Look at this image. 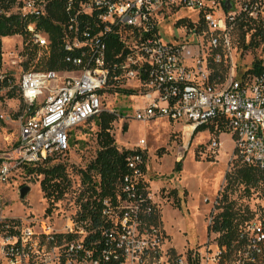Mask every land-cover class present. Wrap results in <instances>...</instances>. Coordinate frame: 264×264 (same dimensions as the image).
<instances>
[{
  "label": "built area",
  "instance_id": "built-area-1",
  "mask_svg": "<svg viewBox=\"0 0 264 264\" xmlns=\"http://www.w3.org/2000/svg\"><path fill=\"white\" fill-rule=\"evenodd\" d=\"M55 4L67 15L63 46L74 69L27 71L17 85L24 105L17 148L13 158L0 157V264H145L151 252L160 260L161 232L149 223L156 206L147 188L145 197H135L145 175L140 156L130 160L133 175L124 180L129 199L116 206L104 201L107 226L97 238L76 218L58 226L49 218L6 216L3 188L19 167L68 152L71 133L102 112L119 117L104 108L106 96L115 84L134 80L146 89L147 101L135 120L164 118L191 134L222 123L241 160L264 171V0H0V17H18L25 24V36H0L2 58L6 39L17 36L50 55V38L32 18H45ZM170 24L185 33L167 42L163 36ZM239 26L252 28L247 40L253 39L257 48L251 51L259 52L241 73L235 61L241 57L235 45ZM111 36L123 46L116 56L122 60L112 64ZM222 73L226 77L218 76ZM6 76L1 68V94L9 91L3 87ZM145 147L141 140L137 151L144 153ZM219 148L211 141L210 151ZM140 235H151L154 244ZM164 259L154 264H264V220L241 226L230 245L214 238L185 253L171 249Z\"/></svg>",
  "mask_w": 264,
  "mask_h": 264
},
{
  "label": "rangeland",
  "instance_id": "rangeland-1",
  "mask_svg": "<svg viewBox=\"0 0 264 264\" xmlns=\"http://www.w3.org/2000/svg\"><path fill=\"white\" fill-rule=\"evenodd\" d=\"M184 33V28H176L170 24L163 38L168 42L173 36L180 37ZM6 42L2 72L12 76L17 86L24 72L42 68L39 66L42 52L38 50L37 58L29 61V55L24 51L28 42L19 36L7 39ZM32 51L35 53V49ZM238 53L241 54L235 60L238 73L243 72L252 59L259 56V52L251 50L243 52L239 49ZM115 86L110 87L104 108L119 112L112 130L117 147L122 151H137L141 150L140 141H146L143 150L146 158L144 180L158 215L156 229L161 232L157 241L160 244L158 250L161 252V259L155 256V252H151L145 259V264H154L158 260L162 263L166 252L171 249L181 254L201 248L208 240L217 238V234L209 232L208 226L212 216L219 212L217 201L225 193L234 208L246 216L241 221V226L257 219L264 220L262 185L248 189L238 180H227V175L242 165L229 130L224 129L222 133L216 134L215 128L212 129L213 125L209 124L203 127L207 129L191 134V130L184 129L181 123L170 122L164 118L137 121L134 119L136 110L147 106V101L142 97L146 89L137 80L124 81ZM2 95L4 99L0 102V157L7 159L15 156L19 117L24 114V105L18 92L13 99L8 98L5 92ZM125 127L127 131H124ZM97 133L95 120L86 122L71 133L70 150L52 157L49 165L66 166L71 180V188L60 201L53 204L45 199L40 188L43 177L30 173L29 167L22 166L14 170L9 184L3 188L4 214L17 219L29 216L40 220L49 218L52 224L58 226L68 218H77L80 210L78 199L84 191L79 171L86 169L96 158L99 150ZM214 140L220 143V148L215 152L210 151L211 141ZM24 187H29L30 190L21 198L20 193ZM174 190L177 191L178 198L171 194ZM139 238H146L151 245L155 242L151 235H140Z\"/></svg>",
  "mask_w": 264,
  "mask_h": 264
},
{
  "label": "trees",
  "instance_id": "trees-1",
  "mask_svg": "<svg viewBox=\"0 0 264 264\" xmlns=\"http://www.w3.org/2000/svg\"><path fill=\"white\" fill-rule=\"evenodd\" d=\"M32 20L37 23L40 29L48 34L51 43L50 55H41V58H39V66L42 68L36 71H72L74 67L71 63L67 62L68 53L63 46L64 33L62 25L67 23V15L61 5L55 4L53 8L49 10L45 18L40 20L32 18ZM24 28L25 24L18 17H0V36H25ZM251 31L252 28H245L244 26H239L238 28L237 46L239 49H242L243 52L257 48V44L253 39L248 43L247 37L251 34ZM25 47L24 51L25 54L29 55V61L35 60L39 48L32 42H28ZM33 49H35V53L32 51ZM107 52L108 61L112 64L122 60L121 58L117 60L116 56L123 53V46L115 37H108ZM75 55L76 54H74V56ZM1 68L2 55L0 52V69ZM249 72L256 73L253 70ZM113 75H119V72L116 71ZM223 75L222 73V75L218 76L223 78ZM3 87L9 88V91L6 93L8 98H15L17 92L20 96L12 76H6ZM124 93L129 92L124 91ZM132 93L133 92H130L131 95H134ZM3 99L4 96L0 93V102H2ZM94 120L98 128L97 141L99 150L96 158L90 162L87 168L79 171L84 191H82L78 199L80 210L76 219L78 222L86 225L90 230L96 231L94 236L97 238L101 233V229L107 226L106 220L102 214L104 201L108 200V204L116 206L121 201L129 199L128 193L124 192L123 188L125 178L133 175L129 167L130 160L133 157L140 156L142 161L139 165L140 171L142 174H145L146 158L145 154L142 152L122 151L117 147L114 136L112 135L113 126L118 120L116 114L102 112ZM214 128L216 134H220L226 129L222 123L214 124L212 129ZM204 129L207 128H200L198 131H203ZM124 131H127V127L124 128ZM238 160L242 162V165L237 167L231 174H228L227 180H238L240 183L247 186L248 189L257 188L261 184L264 191V171L255 166L245 164L241 158ZM51 161L52 158H49L41 165L29 167V171L30 173H35L38 177H43L40 182L41 191L44 194V198L54 204L60 201L71 188V180L66 166L63 164L49 165ZM179 167L180 165L178 168ZM146 188L147 184L141 178L139 185L136 187L135 197L137 199L141 196L145 197L147 194ZM171 194L178 198L176 190L172 191ZM217 210H219V212L212 216V221L208 226V230L218 235L217 240L220 244L230 245L237 237L238 231L241 228L240 223L242 220L246 219V216H244V213H241L240 210L234 208L233 203L229 201L227 193L223 195L222 199L217 201ZM154 212L155 214L153 217L149 218V223L155 225L158 223V215L156 214V210H154ZM111 227L112 224L108 219V229Z\"/></svg>",
  "mask_w": 264,
  "mask_h": 264
},
{
  "label": "water",
  "instance_id": "water-1",
  "mask_svg": "<svg viewBox=\"0 0 264 264\" xmlns=\"http://www.w3.org/2000/svg\"><path fill=\"white\" fill-rule=\"evenodd\" d=\"M30 188L29 187H24L22 190H21V198H24L27 193L29 192Z\"/></svg>",
  "mask_w": 264,
  "mask_h": 264
},
{
  "label": "bare ground",
  "instance_id": "bare-ground-1",
  "mask_svg": "<svg viewBox=\"0 0 264 264\" xmlns=\"http://www.w3.org/2000/svg\"><path fill=\"white\" fill-rule=\"evenodd\" d=\"M13 38H15V37H13ZM9 39H12V38H9ZM7 40V39H6ZM191 130V129H190Z\"/></svg>",
  "mask_w": 264,
  "mask_h": 264
}]
</instances>
